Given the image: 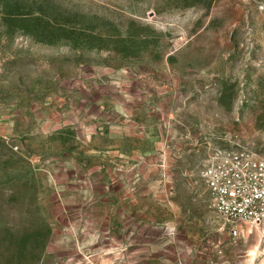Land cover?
<instances>
[{
	"label": "rangeland",
	"instance_id": "obj_1",
	"mask_svg": "<svg viewBox=\"0 0 264 264\" xmlns=\"http://www.w3.org/2000/svg\"><path fill=\"white\" fill-rule=\"evenodd\" d=\"M241 147L264 0H0V264H264L200 179Z\"/></svg>",
	"mask_w": 264,
	"mask_h": 264
},
{
	"label": "built area",
	"instance_id": "obj_2",
	"mask_svg": "<svg viewBox=\"0 0 264 264\" xmlns=\"http://www.w3.org/2000/svg\"><path fill=\"white\" fill-rule=\"evenodd\" d=\"M211 205L240 235L248 225L264 222V156L248 148L218 149L200 172Z\"/></svg>",
	"mask_w": 264,
	"mask_h": 264
},
{
	"label": "bare ground",
	"instance_id": "obj_3",
	"mask_svg": "<svg viewBox=\"0 0 264 264\" xmlns=\"http://www.w3.org/2000/svg\"><path fill=\"white\" fill-rule=\"evenodd\" d=\"M249 225H251V224H249ZM251 229V228H250Z\"/></svg>",
	"mask_w": 264,
	"mask_h": 264
}]
</instances>
